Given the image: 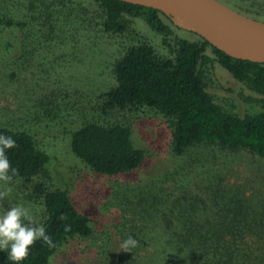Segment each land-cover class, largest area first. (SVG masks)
I'll return each instance as SVG.
<instances>
[{
  "label": "trees",
  "instance_id": "16d2710c",
  "mask_svg": "<svg viewBox=\"0 0 264 264\" xmlns=\"http://www.w3.org/2000/svg\"><path fill=\"white\" fill-rule=\"evenodd\" d=\"M222 1L264 20V0ZM17 6L27 12L22 18L4 16V21L19 27L35 23L39 30L31 31L29 40L45 45L52 41L68 45L92 42L105 34L136 38L114 61V84L93 90L97 104L92 114L84 111L79 123L68 130L72 152L91 170L117 174L143 163L145 150L134 144L132 117L125 114L145 109L166 122L174 155L216 145L226 154L246 150L264 158V62L233 57L189 30L196 38L181 36L175 32L180 27L160 10L129 1L18 0ZM137 17L161 37L167 53L159 52L133 28ZM208 48L222 66L258 95L259 110L239 114L214 99L206 83L205 67L211 62ZM49 98L44 92L34 100V109L29 111L32 122L60 115L58 105L45 108V103L53 104ZM0 134L16 140L17 147L6 150L17 169L12 179L25 183L18 192L39 209L33 221L45 227L56 245L49 248L37 240L20 264H54L71 239L92 237L95 226L77 207L69 189L53 181L50 155L29 129L0 121ZM215 176L205 178L202 191L186 186L178 189L175 182L165 186L154 178L138 189L131 188L119 215L105 223L109 225L106 231L117 239L112 243L109 234L103 235L105 244L97 247L108 262L99 258L97 264H264V193L253 202L243 197L239 188L217 180L221 179L218 173ZM115 190L104 206L110 208L126 197ZM61 214L68 219L59 220ZM65 224L71 225L69 231L64 230ZM129 235L138 245L123 252L120 245ZM0 264H13L2 249Z\"/></svg>",
  "mask_w": 264,
  "mask_h": 264
},
{
  "label": "rangeland",
  "instance_id": "374dc122",
  "mask_svg": "<svg viewBox=\"0 0 264 264\" xmlns=\"http://www.w3.org/2000/svg\"><path fill=\"white\" fill-rule=\"evenodd\" d=\"M17 5L18 0H0V121L13 128L32 132L50 155L53 181L69 189L77 207L95 226L92 237L77 236L71 239L54 264H90L86 257L94 264L99 258L108 262V257L99 253L98 245L105 244L103 235L109 234L112 243H116L117 237L106 231L109 227L105 226L106 221L119 215L125 203L123 200L129 198L131 188L138 189L153 178L163 181L165 186L175 182L178 189L186 186L193 191H202L205 178L216 177L218 173L221 179L217 180L239 188L243 197L255 202L262 196L264 158L246 150L228 151L226 154L216 145L193 147L190 153L174 155L166 122L148 109L135 113L126 111L125 114L132 117L131 136L134 144L145 150V159L139 167L117 174H102L87 167L72 152L68 130L79 123L84 111L92 114V108L97 104L94 92L114 84V61L136 38H131L129 34H105L92 42L68 45L62 41H52L45 45L37 42L40 40H29L33 38L29 36L31 31L39 30L35 23L19 27L4 21V16L22 18L23 12H27ZM133 28L145 35L159 52L167 53V45L142 18H135ZM175 32L196 38L182 28L175 29ZM207 52L211 62L205 67L206 83L214 99L224 108L239 114L259 110V103L255 100L258 95L222 66L210 48ZM44 92L53 103H45V108L58 105L62 110L58 117H45V121L32 122L29 111L34 109L33 102L37 96ZM11 181L7 185L0 182V190L11 188V193L0 202V213L10 205L21 204L36 219L39 209L23 197L22 191L18 192L20 184L25 183L19 179ZM115 189H119L120 197H126L110 208L104 206L109 193L116 192ZM74 259L78 260L77 263L73 262Z\"/></svg>",
  "mask_w": 264,
  "mask_h": 264
},
{
  "label": "water",
  "instance_id": "95a60500",
  "mask_svg": "<svg viewBox=\"0 0 264 264\" xmlns=\"http://www.w3.org/2000/svg\"><path fill=\"white\" fill-rule=\"evenodd\" d=\"M153 7L225 53L264 62V20L222 0H124Z\"/></svg>",
  "mask_w": 264,
  "mask_h": 264
},
{
  "label": "clouds",
  "instance_id": "9594fccd",
  "mask_svg": "<svg viewBox=\"0 0 264 264\" xmlns=\"http://www.w3.org/2000/svg\"><path fill=\"white\" fill-rule=\"evenodd\" d=\"M15 147H17V142L12 136L0 134V182H3L4 185H7L12 177L17 174V169L12 167L6 153V150ZM10 193V187H4L0 190V202ZM58 219L64 221L68 217L61 214ZM70 228L71 225L65 224V231H69ZM37 240L49 248L56 247L45 227L33 221L28 208L21 204L10 205L3 213H0V249L8 252V260L12 261L13 264H20L21 261L26 260L30 248ZM137 245V239L129 235L127 239L122 241L120 249L123 252H131Z\"/></svg>",
  "mask_w": 264,
  "mask_h": 264
}]
</instances>
